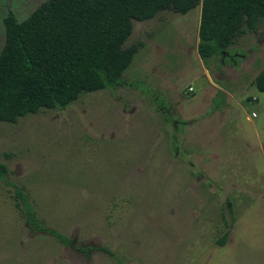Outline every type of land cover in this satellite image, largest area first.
<instances>
[{
    "label": "rangeland",
    "instance_id": "obj_1",
    "mask_svg": "<svg viewBox=\"0 0 264 264\" xmlns=\"http://www.w3.org/2000/svg\"><path fill=\"white\" fill-rule=\"evenodd\" d=\"M43 1L0 0V50L8 12ZM199 17L134 21L120 85L0 122V264H264V21L205 65Z\"/></svg>",
    "mask_w": 264,
    "mask_h": 264
},
{
    "label": "trees",
    "instance_id": "obj_2",
    "mask_svg": "<svg viewBox=\"0 0 264 264\" xmlns=\"http://www.w3.org/2000/svg\"><path fill=\"white\" fill-rule=\"evenodd\" d=\"M198 7L197 54L205 65L264 21V0H45L22 21L8 12L2 20L0 122L14 124L41 110L64 109L83 94L117 87L138 51L137 45L124 47L134 21ZM253 86L264 92V66ZM7 174L0 162V181ZM12 199L28 230L48 231L21 189ZM226 236L218 241L221 246Z\"/></svg>",
    "mask_w": 264,
    "mask_h": 264
},
{
    "label": "built area",
    "instance_id": "obj_3",
    "mask_svg": "<svg viewBox=\"0 0 264 264\" xmlns=\"http://www.w3.org/2000/svg\"><path fill=\"white\" fill-rule=\"evenodd\" d=\"M190 90H191V89H190ZM255 116H256L255 113H252V114H251V117H252V118H255Z\"/></svg>",
    "mask_w": 264,
    "mask_h": 264
}]
</instances>
